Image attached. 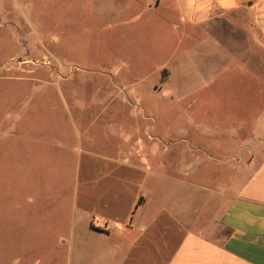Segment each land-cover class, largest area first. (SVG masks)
Here are the masks:
<instances>
[{
    "label": "rangeland",
    "instance_id": "obj_1",
    "mask_svg": "<svg viewBox=\"0 0 264 264\" xmlns=\"http://www.w3.org/2000/svg\"><path fill=\"white\" fill-rule=\"evenodd\" d=\"M151 6L0 0V260L88 264L71 228L81 138L85 149L174 177L179 188L159 175L149 180L155 204L165 195L190 199L191 210L203 202L206 216L228 206L247 162L263 157L254 125L264 124V74L246 40L235 47L213 29L236 54L206 57L203 27L175 7ZM12 128L20 137L2 135ZM41 129L46 146L35 142Z\"/></svg>",
    "mask_w": 264,
    "mask_h": 264
},
{
    "label": "crops",
    "instance_id": "obj_2",
    "mask_svg": "<svg viewBox=\"0 0 264 264\" xmlns=\"http://www.w3.org/2000/svg\"><path fill=\"white\" fill-rule=\"evenodd\" d=\"M160 3L177 8L189 25L203 27V55L235 58V51L224 49L212 36L216 29L232 46L245 39L246 52L264 74V0H152L151 7L159 8ZM258 80L261 83L264 76ZM16 123L13 120L10 127ZM254 126L255 135L261 132L264 137V124ZM27 132L23 138L31 142ZM2 135L20 137L13 128ZM81 140L76 145L71 228L73 234L82 235L76 248L82 256L87 250L88 264H264V155L247 162V177L228 206L206 216L203 202L194 210L188 205L190 199L177 204L165 195L160 204L153 202L149 180L159 183V175L161 182L168 178L179 188L174 177L155 173L134 160L85 149ZM35 142L47 145L44 130H39ZM136 154L145 158L140 151ZM197 188L210 192L201 185ZM114 235L121 241L110 244ZM100 240L105 244H98ZM21 262V258L0 260V264Z\"/></svg>",
    "mask_w": 264,
    "mask_h": 264
}]
</instances>
